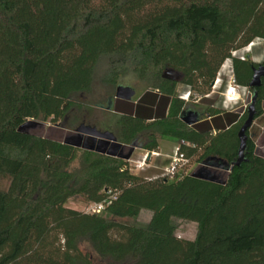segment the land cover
<instances>
[{
	"label": "trees",
	"instance_id": "1",
	"mask_svg": "<svg viewBox=\"0 0 264 264\" xmlns=\"http://www.w3.org/2000/svg\"><path fill=\"white\" fill-rule=\"evenodd\" d=\"M256 39L264 0H0V184L9 179L0 185V264H94L83 244L107 264H264V157L249 136L222 185L186 173L148 179L126 160L18 130L31 119L70 128L90 115L82 96L137 79L145 92L104 131L148 152L173 138L189 160L230 166L247 110L224 120L204 96L232 51ZM233 66L237 83L258 94L256 119L258 63L234 57ZM168 69L179 79L165 78ZM179 82L209 103L195 111L211 123L181 120L196 104L176 94ZM108 192L116 198L101 213L66 206ZM142 210L152 212L146 224L136 222ZM175 219L197 223L196 238L178 237Z\"/></svg>",
	"mask_w": 264,
	"mask_h": 264
},
{
	"label": "rangeland",
	"instance_id": "2",
	"mask_svg": "<svg viewBox=\"0 0 264 264\" xmlns=\"http://www.w3.org/2000/svg\"><path fill=\"white\" fill-rule=\"evenodd\" d=\"M243 53H245L246 59L248 58L249 60L255 63H263L264 40L263 39L254 40L253 46L247 49ZM228 81H229V77L223 75L222 81L217 85V87L213 88L212 87L213 84H212L210 91L204 96L205 98L211 99L213 101V105L215 108L223 110V108L226 107V104L224 103L225 101H224L223 93L225 92V88L227 86ZM130 87L134 88L136 91V95L133 98L134 100L138 99L145 92V89H143L141 83L137 79H133L131 81ZM115 92H116V88L112 90L110 93L95 91L90 95L82 96L81 97L82 101H86L91 104L92 108L90 110V115L84 121L78 120L72 123L69 122L71 126L70 128L63 126L61 122H57V123L52 122L51 119H48L46 121L44 120H35V121L44 123L46 125V128L50 126L58 125L65 129L74 130L81 124H87V125L95 126L99 130L104 131L103 125L105 122H109V118L111 117V115H114L115 112L122 111L123 110L122 108L124 106L131 105L128 101L113 98L114 100L112 101L110 110L106 108H100L99 105L103 104L105 106L107 104L108 96L112 95L114 97ZM188 93H190L188 103L196 104V106H194L192 109L197 110L199 112H204L207 109V107L210 106L208 102L201 100L203 96L200 93L191 90L190 88H187L184 84L179 82L176 86V94L178 96L181 95L183 96V95H187ZM250 101H251V95L246 100V105H240V108L247 110ZM262 107H263V113L261 116L254 119V122L248 131V136L252 138L253 141L255 142V153L259 156L264 157V101L262 103ZM244 112L245 111H243V113ZM36 137H40V136H36ZM158 140L160 145L158 151L148 152L147 150L142 149L140 147H135L133 152L130 154V157L126 158L125 156L129 153L131 148L130 145H128L124 148H121L118 151L117 156L115 157L126 160L132 173L141 175L148 179H154L157 177L165 176L166 175L165 169L167 166H169L170 163V157L168 158L165 154L166 153L173 154L176 146L179 145L178 144L179 142L169 137H159ZM88 142L90 143V145L94 146L93 150L97 152H101L102 149L107 150L110 147L109 144H107L106 142H99L97 140L93 141L92 138H88ZM99 143L102 145L101 148H99L98 150L97 148ZM78 149L87 150L83 148H78ZM149 153H151L150 156H148ZM120 155H123L124 157ZM76 166H78V161H75L72 164V167H76ZM203 168L205 169L206 167H204L202 163H198L196 162L195 159H191L189 160L185 170L182 171L181 173L192 174L195 176L197 174V171ZM211 170H215V169H211ZM8 184H9V179L3 178L0 185L3 188H7ZM92 204L93 203L86 201L81 196L72 197L68 199V201L66 202L67 207L87 213L91 212L90 208ZM151 217H152L151 211L142 210L136 222L138 224H146L150 221ZM174 225L176 228L175 233L178 237L189 240H194L196 238L198 232L197 223L183 219H175ZM81 249L84 252H90L92 254V257L94 259V264H107L106 261H102L99 258H97L95 254L91 252V249L86 244L81 245Z\"/></svg>",
	"mask_w": 264,
	"mask_h": 264
},
{
	"label": "water",
	"instance_id": "3",
	"mask_svg": "<svg viewBox=\"0 0 264 264\" xmlns=\"http://www.w3.org/2000/svg\"><path fill=\"white\" fill-rule=\"evenodd\" d=\"M163 76L165 78L172 80H178L180 77L179 73L172 69H168L167 71H165ZM263 78H264V63L254 68L250 86L252 88H257L261 86L263 82ZM135 95H136V91L134 88L124 85H119L115 92L116 99H120L128 102H131L135 97ZM257 96H258L257 92H253L251 94V101L249 106L247 107V118L244 121L238 133L240 139V147H239V156L236 162L228 166L216 161H206L202 163V165L206 168L198 170L195 177L222 185L226 184L228 174L231 171L232 167L234 165L239 166L244 159V151L248 140L247 131L251 128L257 112L256 110ZM111 104L112 101L110 100L106 107L108 110H110ZM238 111L242 113L243 111H245V109L239 108ZM239 117L240 114H237V119ZM180 118L185 124L189 126H194L200 122L201 115L199 114V112L193 109H187L182 112ZM18 130L25 134L40 136L48 140H52L59 143H65L75 148H83L87 150L94 149V146L90 145V143L88 142V138H92L93 141L97 140L99 142H106L107 144H109L110 147L107 150L102 149L101 152L114 157L117 156V153L121 148L128 146L126 144L120 143L113 132L102 131L95 126H91L87 124H81L74 130L65 129L58 125L50 126L46 128V125L44 123L36 122L34 119H31L26 121L24 124H22ZM101 145L102 144L100 143L98 144V148H97L98 150L99 148H101ZM130 147L131 148L129 153L125 156L126 158L130 157V154L133 152L135 148V146L133 145H130ZM150 155L151 153H149L148 156ZM120 156L124 157L123 155ZM211 169H215V170H211Z\"/></svg>",
	"mask_w": 264,
	"mask_h": 264
},
{
	"label": "built area",
	"instance_id": "4",
	"mask_svg": "<svg viewBox=\"0 0 264 264\" xmlns=\"http://www.w3.org/2000/svg\"><path fill=\"white\" fill-rule=\"evenodd\" d=\"M253 44L254 42H251L249 45H247L244 48L232 51L231 57H229L224 61L216 76V79L212 83L213 84L212 87L215 88L222 81L223 75L229 77V81L225 88V92L223 93L227 109H233L237 105H246V100L252 94L248 86H243L237 83L234 75L233 58L237 57L241 59H246L245 53L243 52L251 48ZM189 95L190 93L183 96L181 95L179 97L185 100L186 102H189ZM182 143L184 142H181L179 143L178 146H176L174 153L170 156L169 166H167L165 169L166 172L165 176H168L169 178H174L176 175L184 171L189 162V159L187 158L185 153L181 150L180 145ZM108 193L109 196L105 200H103L102 202L93 203L91 205L90 213H101L106 208V206L109 205L112 202V200L116 198L115 194H112L111 192Z\"/></svg>",
	"mask_w": 264,
	"mask_h": 264
},
{
	"label": "crops",
	"instance_id": "5",
	"mask_svg": "<svg viewBox=\"0 0 264 264\" xmlns=\"http://www.w3.org/2000/svg\"><path fill=\"white\" fill-rule=\"evenodd\" d=\"M225 101V100H224ZM131 102H133V103H137L138 102V99H136V100H132ZM225 103V102H224ZM226 104V103H225ZM212 106H214L213 105V101H212ZM240 108V105H237L236 107H234L233 109H227L226 107H224L223 108V110L222 109H220L221 111H222V113L220 114V117L221 118H223L224 120L226 119V120H228V118H229V116L230 115H237V114H240V116L242 115V113H240L239 111H238V109ZM214 119V117H212V116H207V118H204V120L201 118V120H200V122H202V121H205V122H212V120ZM199 122V123H200ZM179 144V143H178ZM163 154V153H162ZM168 158L172 155V154H169V153H166L165 154Z\"/></svg>",
	"mask_w": 264,
	"mask_h": 264
},
{
	"label": "flooded vegetation",
	"instance_id": "6",
	"mask_svg": "<svg viewBox=\"0 0 264 264\" xmlns=\"http://www.w3.org/2000/svg\"><path fill=\"white\" fill-rule=\"evenodd\" d=\"M263 63H264V62H263ZM260 64H262V63H258V65H260ZM113 100H114V99H111V101H113ZM109 101H110V100H109ZM109 101H108V102H109ZM108 102H107V105H108Z\"/></svg>",
	"mask_w": 264,
	"mask_h": 264
}]
</instances>
